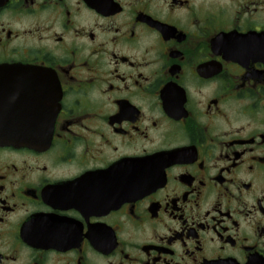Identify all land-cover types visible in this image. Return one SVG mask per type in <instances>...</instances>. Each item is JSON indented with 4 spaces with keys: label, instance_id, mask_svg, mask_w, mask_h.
Masks as SVG:
<instances>
[{
    "label": "flooded vegetation",
    "instance_id": "af4514ba",
    "mask_svg": "<svg viewBox=\"0 0 264 264\" xmlns=\"http://www.w3.org/2000/svg\"><path fill=\"white\" fill-rule=\"evenodd\" d=\"M0 138V264H264V0H0Z\"/></svg>",
    "mask_w": 264,
    "mask_h": 264
},
{
    "label": "water",
    "instance_id": "95a60500",
    "mask_svg": "<svg viewBox=\"0 0 264 264\" xmlns=\"http://www.w3.org/2000/svg\"><path fill=\"white\" fill-rule=\"evenodd\" d=\"M24 139H16V138H0V144H19L23 143ZM26 141V140H25Z\"/></svg>",
    "mask_w": 264,
    "mask_h": 264
}]
</instances>
